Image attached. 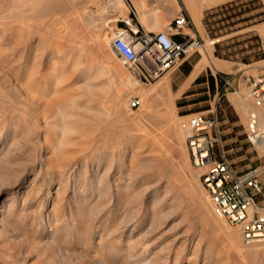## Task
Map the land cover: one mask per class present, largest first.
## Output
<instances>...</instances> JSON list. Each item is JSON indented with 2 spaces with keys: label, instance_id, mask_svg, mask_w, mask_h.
I'll return each instance as SVG.
<instances>
[{
  "label": "rangeland",
  "instance_id": "374dc122",
  "mask_svg": "<svg viewBox=\"0 0 264 264\" xmlns=\"http://www.w3.org/2000/svg\"><path fill=\"white\" fill-rule=\"evenodd\" d=\"M109 1L0 0V264H264V240L244 246L240 227L215 216L180 126L194 112L235 120L214 61L264 73V0L213 9L198 50L135 85L124 83L133 67L110 47ZM203 57L201 74L188 80ZM134 97L141 103L131 108ZM229 97L249 102L246 140L223 141L218 123L213 152L242 145L264 187L248 88ZM64 100L62 118L55 106Z\"/></svg>",
  "mask_w": 264,
  "mask_h": 264
},
{
  "label": "built area",
  "instance_id": "2783aa9c",
  "mask_svg": "<svg viewBox=\"0 0 264 264\" xmlns=\"http://www.w3.org/2000/svg\"><path fill=\"white\" fill-rule=\"evenodd\" d=\"M126 25L114 29L110 47L123 64L135 69L136 75L145 83L164 75L177 66L184 56L190 55L202 45L198 36L183 32L189 25L183 13L174 19L172 25L157 32L138 27L131 20H127ZM176 35L182 37L176 38ZM221 79L224 91L236 90L239 79L237 73L222 75ZM245 80L248 97L254 109H258L264 105V73L249 75ZM140 103L139 98H131L129 107H138ZM257 119L255 111L252 112L248 127L255 137L260 133L257 130ZM218 123L214 115L194 112L188 114L180 126L185 134L191 163L195 167L204 168L200 181L215 216L229 225L239 226L242 244L253 246L264 240V214L255 200V194L262 190V168L254 166L238 170L223 153L214 154L213 149L219 139L216 134Z\"/></svg>",
  "mask_w": 264,
  "mask_h": 264
},
{
  "label": "crops",
  "instance_id": "0c3cea01",
  "mask_svg": "<svg viewBox=\"0 0 264 264\" xmlns=\"http://www.w3.org/2000/svg\"><path fill=\"white\" fill-rule=\"evenodd\" d=\"M227 1L229 0H121V3H123L124 5L121 4L120 8L116 10V18L112 21L116 25L115 28L126 27V21L131 20V22L138 27L144 28L147 31L157 32L165 30L169 25H172L174 19L179 14L183 13L189 20V25L188 27H185L183 29V32H186L190 35L195 34L199 38H205L210 37L207 26L205 24L206 12H211L213 9L221 6ZM181 37L182 35H176V38ZM222 63L226 66V68L222 69L221 71L223 75L229 73H237L239 79L236 90L227 89L224 92L229 107L232 108L235 112V120H230L229 118L220 120L219 133L221 135V139L225 142H231L232 140L243 141L246 140L245 134H247L244 113H247L249 111L250 106L249 104L244 103L241 99L235 100L231 99L229 96L230 94L240 92L242 88L247 87L245 77L249 75H246L245 71L241 73L231 72L230 70L233 68V65L230 64L229 61L224 60L222 61ZM200 74L201 71L197 73L191 80L194 81ZM235 84L236 79L234 80V85ZM242 109L244 110V112ZM263 109L264 105L258 108V110L254 109L257 110V112H260V114H263L259 115L260 120L258 123V130L262 129L264 126ZM237 125L240 128L236 127L235 129L234 126ZM262 130H259V132L261 133ZM242 147V145L235 147H233L232 145H226V148H222L220 150L221 153L225 155L227 160L231 162L238 170H243L248 167H254L249 166L248 162L244 160V156L246 155L242 152H239ZM237 151L239 152L237 157L238 159L231 158L233 157L231 153L234 152L236 154ZM228 156L230 158H228ZM257 158H259V163L264 162V154L258 155ZM260 182L262 185V190L260 193L255 194V200L260 207L262 214H264V198H260L261 196H263L264 192L261 176Z\"/></svg>",
  "mask_w": 264,
  "mask_h": 264
},
{
  "label": "bare ground",
  "instance_id": "6f19581e",
  "mask_svg": "<svg viewBox=\"0 0 264 264\" xmlns=\"http://www.w3.org/2000/svg\"><path fill=\"white\" fill-rule=\"evenodd\" d=\"M35 1H37V0H35ZM40 1V0H39ZM107 1V0H106ZM25 2V1H24ZM27 2V1H26ZM30 2H32L33 3V0L31 1L30 0ZM41 3V2H40ZM206 3V2H205ZM36 4H37V2H36ZM39 4V3H38ZM109 4L111 5V6H113L111 9L112 10H114V11H116V10H118L119 8H120V6H121V4H123V3H121V0H119V1H109ZM35 5V3L33 4V6ZM124 5V4H123ZM105 6V5H104ZM36 7V6H35ZM34 7V8H35ZM33 8V7H32ZM31 8V9H32ZM113 11V12H114ZM92 12V11H91ZM7 13V12H6ZM15 13V12H14ZM13 13V9H10L9 10V12H8V15L7 16H9V17H11L12 18V14H14ZM95 13V12H94ZM117 15V14H116ZM121 15V14H120ZM15 16H16V14H15ZM15 16H13V17H15ZM119 16V15H118ZM88 18V17H87ZM124 18V17H123ZM88 20V19H87ZM90 20V19H89ZM9 26V25H8ZM11 26V25H10ZM9 26V27H10ZM9 27H8V29H9ZM16 28V27H15ZM11 29V28H10ZM10 31V30H9ZM14 31V30H13ZM15 32V31H14ZM14 34V33H13ZM70 34V33H69ZM74 35V34H73ZM9 36H11V35H9ZM68 37V36H67ZM70 37V36H69ZM72 37V36H71ZM70 37V38H71ZM11 38V37H10ZM12 39V38H11ZM10 39V40H11ZM15 39V38H14ZM8 40H9V38H8ZM55 40V39H54ZM105 40V39H104ZM1 41V40H0ZM12 42V41H11ZM7 44V43H6ZM5 44V45H6ZM11 44V43H10ZM66 43H64V45H65ZM5 45H4V48H5ZM8 45V44H7ZM3 46V45H2ZM61 46H62V44H61ZM10 47V46H9ZM0 48H1V46H0ZM6 48H7V46H6ZM12 48V50H13V48H14V45H13V47H11ZM9 49V48H8ZM7 49V50H8ZM55 49H56V47H55ZM10 50V49H9ZM83 50V49H82ZM12 52V51H11ZM0 53H2V50H0ZM7 54V53H6ZM9 54H10V51L8 52V57H9ZM13 54V53H12ZM16 54V53H15ZM1 55V54H0ZM2 56V55H1ZM10 56H11V54H10ZM23 56V55H22ZM3 57V56H2ZM14 61V60H13ZM205 64V58L203 57V58H201V59H199V61L197 62V64L195 65V67H194V69L192 70V72H190V75H189V77H188V80H191L197 73H199L200 72V70H201V68L203 67V65ZM214 64H215V66L217 67V68H219V69H224V68H226V66H225V64H223L222 62H220V61H214ZM21 65V64H20ZM228 65V64H227ZM132 68V67H131ZM99 69V68H98ZM105 69V68H104ZM60 70V69H59ZM101 70V69H100ZM128 69H126V71H127ZM96 71V70H95ZM120 73H121V71H120ZM130 73H134V74H136V72H135V70L132 68V71L130 72ZM130 73H126V75H125V80H124V83L125 84H129V85H135V84H137L138 83V81L140 80V78L139 77H137V75H136V78H134L133 79V77H131V74ZM99 74H100V72H99ZM104 74V73H103ZM102 75V74H101ZM104 75H106V74H104ZM120 75V74H119ZM123 75V74H122ZM133 76V75H132ZM107 77V76H106ZM121 77V76H120ZM93 78V77H92ZM169 78V77H168ZM89 79H90V77H89ZM164 79V78H163ZM31 80V79H30ZM29 80V81H30ZM50 81V80H49ZM51 81H52V79H51ZM40 82V81H39ZM43 83V82H42ZM46 82L44 81V84H45ZM48 83V82H47ZM54 83V82H53ZM53 83H50V86H47V87H51V84H53ZM124 83H122L123 85H124V87H125V84ZM86 84V83H85ZM91 84H92V82H91ZM90 84V85H91ZM103 84V83H102ZM145 83H143V85H144ZM30 85V84H29ZM32 85V84H31ZM147 85V84H146ZM166 85V84H165ZM44 87H45V85H43ZM54 86V85H53ZM52 86V87H53ZM141 86H142V84H141ZM39 87V86H38ZM133 87V86H132ZM156 87V86H155ZM159 87V86H158ZM126 88V87H125ZM144 88V87H143ZM142 88V89H143ZM145 89V88H144ZM163 90H164V87L162 88ZM43 90H45V89H43ZM50 90V89H49ZM53 90V89H52ZM52 90H50L51 92H53ZM88 90L90 91V92H92L93 90H92V88H90V86H89V88H88ZM89 91H87V92H89ZM118 91V90H117ZM128 91V90H127ZM49 92V91H48ZM50 92V93H51ZM162 92V91H161ZM44 93H46V92H44L43 91V94ZM156 93V92H155ZM175 93V92H174ZM57 93H55V95H56ZM58 94H59V92H58ZM57 94V95H58ZM83 94V93H82ZM242 94V93H241ZM56 95V96H57ZM119 95V94H118ZM65 96V95H64ZM73 96V95H72ZM43 97H44V95H43ZM63 97V96H62ZM61 97V98H62ZM65 97H67V96H65ZM74 97V96H73ZM242 97H243V95H242ZM54 98V97H53ZM51 99V104H54L55 105V100L54 99ZM112 98V97H111ZM244 98H245V96H244ZM248 98V97H247ZM68 98H66V100H67ZM70 99V98H69ZM164 100H166V101H171V95H170V93L168 94H166L165 96H164V98H163ZM52 100H54L55 102H53L52 103ZM66 100H64L65 102H63V103H61V104H59L58 105V107H56L55 106V108H56V112H58V113H60V115H61V117L63 118V117H65L66 115H68L69 114V111L67 112L66 111V109H65V105H67V102H66ZM89 100V99H88ZM112 100V99H111ZM110 100V101H111ZM114 100V99H113ZM62 101H63V99H62ZM68 102H69V100H67ZM82 101H83V99H82ZM49 102V103H50ZM80 102V101H79ZM248 102V101H247ZM246 102V103H247ZM60 103V102H59ZM83 103V102H82ZM249 103V102H248ZM89 105V104H88ZM88 105H87V107H88ZM251 106H252V104H250ZM50 106V105H49ZM52 106V105H51ZM115 106V105H114ZM81 107H83V106H81ZM245 107V106H244ZM253 107V106H252ZM49 109L51 108V107H48ZM113 108V107H112ZM80 109V108H79ZM84 109V108H83ZM93 109V108H92ZM250 109V108H249ZM253 109V108H252ZM55 110V109H54ZM72 110V109H71ZM88 110V109H87ZM91 110V109H90ZM243 110V109H242ZM258 110V109H257ZM257 110H254L255 111V113H256V115H257V123H259V115H263L262 113L260 114V112H257ZM264 110V109H263ZM74 111V110H73ZM94 111V110H93ZM112 111H113V109H112ZM253 111V112H254ZM54 112V111H53ZM52 112V113H53ZM75 112H77V111H75ZM243 112H244V110H243ZM57 113V116L59 115ZM70 113H71V111H70ZM165 113V112H164ZM163 113V114H164ZM251 113V112H250ZM259 113V114H258ZM74 114V113H73ZM92 114H93V112H92ZM98 114V113H97ZM105 114H107L106 112H105ZM76 115H78V114H76ZM110 115H112V112L110 113ZM54 116H55V114H54ZM56 116V117H57ZM73 116H75V114L73 115ZM99 116V115H98ZM108 117V116H107ZM62 118H60L61 120H62ZM75 118V117H74ZM77 118H78V116H77ZM81 118V117H80ZM103 118H104V115H103ZM105 118H106V116H105ZM58 119V118H57ZM82 119H83V117H82ZM100 119V118H99ZM107 119V118H106ZM66 120H67V118H66ZM59 121V120H58ZM72 121V120H71ZM96 121V120H95ZM103 121H105V120H102V122ZM61 122V121H60ZM85 122V121H84ZM106 122V121H105ZM63 123H65V122H63ZM63 123H61L62 124V126L61 127H63ZM82 123V122H81ZM95 123V122H94ZM60 124V125H61ZM66 125H67V121H66V123H65ZM71 124H77V122L76 123H71ZM99 124V123H98ZM106 124V123H105ZM249 124V123H248ZM260 124H261V122H260ZM95 125V124H94ZM97 125V124H96ZM104 125V124H103ZM82 126V125H81ZM257 126H258V124H257ZM71 127V126H70ZM96 127V126H95ZM73 128V127H72ZM80 128V127H79ZM263 129V130H262ZM262 129H259V130H262V132L261 133H259L258 135H257V137H255V136H253V135H251V140H252V142L257 146V147H259L260 149H262V148H264V126H263V128ZM66 130V129H65ZM81 130V129H80ZM83 130V129H82ZM71 131V130H70ZM73 131V130H72ZM71 131V132H72ZM64 133V132H63ZM177 133H179V132H177ZM65 134V133H64ZM69 134V133H68ZM68 134H66L65 136H67ZM68 140V139H67ZM228 237H229V239L230 240H232V241H234V234H228ZM242 238V237H241ZM242 243V242H241ZM261 243V242H260ZM231 244V243H230ZM256 252V251H255Z\"/></svg>",
  "mask_w": 264,
  "mask_h": 264
},
{
  "label": "trees",
  "instance_id": "16d2710c",
  "mask_svg": "<svg viewBox=\"0 0 264 264\" xmlns=\"http://www.w3.org/2000/svg\"><path fill=\"white\" fill-rule=\"evenodd\" d=\"M208 13H209V12L207 11V12H206V14H205V19H206V17H207V15H208Z\"/></svg>",
  "mask_w": 264,
  "mask_h": 264
}]
</instances>
